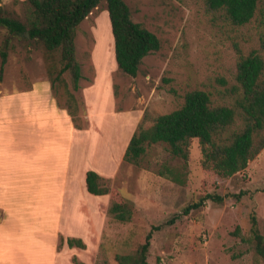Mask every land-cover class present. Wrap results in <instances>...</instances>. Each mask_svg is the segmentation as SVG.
<instances>
[{"label":"rangeland","instance_id":"obj_1","mask_svg":"<svg viewBox=\"0 0 264 264\" xmlns=\"http://www.w3.org/2000/svg\"><path fill=\"white\" fill-rule=\"evenodd\" d=\"M23 1L0 0V10L23 21ZM123 1L132 21L156 35L159 50L142 59L136 77L122 73L115 62L106 3L101 2L75 31L79 90L72 89L68 72L50 89L58 107L75 113V128L84 140L77 146L81 161L88 158L114 200L132 205V219L128 223L114 220L107 214L109 194L101 197L86 191V196H77V222L86 213L88 223L70 224L63 214L59 218L60 226L73 229L77 225L78 232L83 231L82 239H70H80L84 249L68 247L61 252L59 248L56 255L49 235V241L41 237L43 248L39 243L11 242L3 246V252L0 245V263L116 264L115 255L136 251L153 227L164 225L202 196L217 194L229 197L221 204L206 201L173 225L153 232L148 264H262L251 242L249 218L256 217L264 237V147L231 177L201 167L196 139L188 143L187 160L172 157L166 144L148 147L138 165L124 163L122 157L137 126L148 127L155 117L178 109L186 93L207 92L213 106L228 103L224 95L235 84L237 49L244 55L255 51L264 59L259 42L264 32V0L243 26L231 24L223 11L208 9L205 0ZM6 37L7 31L0 28V51L5 49L7 55L0 72V95L50 85L43 47L19 35L10 36L5 48ZM51 56L49 63L61 68L60 52ZM165 167L179 180L161 177Z\"/></svg>","mask_w":264,"mask_h":264},{"label":"trees","instance_id":"obj_2","mask_svg":"<svg viewBox=\"0 0 264 264\" xmlns=\"http://www.w3.org/2000/svg\"><path fill=\"white\" fill-rule=\"evenodd\" d=\"M262 0H205L208 9L223 11L235 26H243L254 17ZM106 3L111 33L114 42V56L118 69L130 77H136L142 59L160 48L155 34L131 19L129 7L123 0H25L24 20L14 19L0 10V28L7 31L5 48L10 36H28L36 40L44 50V64L50 88H54L61 75L69 73L72 89L79 90L80 65L75 57V31L78 25L98 7ZM264 51V32L259 38ZM56 51L60 52L61 68L49 63ZM6 50L0 51V72L6 62ZM235 84L225 90L228 103L212 105L210 94L195 90L185 94L183 104L176 110L155 117L145 127L140 123L125 149L124 163L138 165L148 147L154 144L168 145L172 157L187 160V147L191 140H198L201 150V167L220 177H231L243 171L264 147V59L255 51L247 55L237 49ZM1 80V77H0ZM72 99H75L72 97ZM77 127L75 113L68 111ZM146 118V115L143 119ZM161 177L172 178V172L164 168ZM101 177L88 171L85 175L86 191L94 196H110L107 214L121 223L132 219L133 208L123 199L114 200L109 189L102 184ZM239 199V196L232 195ZM229 196L206 194L198 201L184 206L164 225L155 226L146 235L144 243L133 253L116 254V264H148V251L153 232L163 226L173 225L190 211L199 209L206 201L221 204ZM250 235L255 254L264 264V237L260 234L256 217L251 215ZM61 238L58 249L63 243ZM68 247L84 249L80 239H66ZM77 263V262H76ZM81 264V263H78ZM104 264V263H103Z\"/></svg>","mask_w":264,"mask_h":264},{"label":"crops","instance_id":"obj_3","mask_svg":"<svg viewBox=\"0 0 264 264\" xmlns=\"http://www.w3.org/2000/svg\"><path fill=\"white\" fill-rule=\"evenodd\" d=\"M82 135L67 110L57 106L48 83L39 90L0 95L2 247L32 242L43 248L41 237L49 241L51 235L58 255L60 237L61 252L68 248L65 239L82 237L77 225L87 224L89 217L79 211L84 216L77 222V196H86L85 175L93 171L88 158L81 161L77 153V146L84 144ZM62 214L77 225L60 226Z\"/></svg>","mask_w":264,"mask_h":264},{"label":"water","instance_id":"obj_4","mask_svg":"<svg viewBox=\"0 0 264 264\" xmlns=\"http://www.w3.org/2000/svg\"><path fill=\"white\" fill-rule=\"evenodd\" d=\"M25 36L28 38V33L27 32L25 33Z\"/></svg>","mask_w":264,"mask_h":264}]
</instances>
